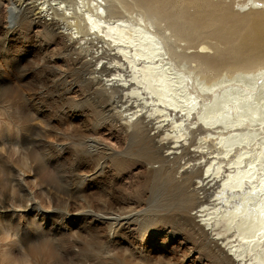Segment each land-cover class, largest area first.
<instances>
[{
    "label": "bare ground",
    "instance_id": "bare-ground-1",
    "mask_svg": "<svg viewBox=\"0 0 264 264\" xmlns=\"http://www.w3.org/2000/svg\"><path fill=\"white\" fill-rule=\"evenodd\" d=\"M41 1L80 45L75 65L105 109H118L138 153L160 164L181 211L215 231L211 239L239 264H264L263 8L240 15L211 0H133L137 9L126 0ZM18 11L12 4V22ZM197 39L214 40L215 53L178 49ZM189 60L195 67L185 71Z\"/></svg>",
    "mask_w": 264,
    "mask_h": 264
},
{
    "label": "rangeland",
    "instance_id": "rangeland-1",
    "mask_svg": "<svg viewBox=\"0 0 264 264\" xmlns=\"http://www.w3.org/2000/svg\"><path fill=\"white\" fill-rule=\"evenodd\" d=\"M31 1L0 0V231L15 226L27 243L34 236L25 219L36 217L30 226L36 232L41 226L53 234L75 231L104 241L113 253L73 241L67 245L73 264H239L220 249L222 240L211 239L215 231L181 211L160 164L138 153L131 122L105 109L88 84L91 75L75 65L81 48H73L63 19ZM211 1L240 15L264 10L253 6L256 0ZM12 4L19 8L13 22ZM181 41L178 49L190 56L215 51L214 40ZM187 62L185 71L195 67Z\"/></svg>",
    "mask_w": 264,
    "mask_h": 264
},
{
    "label": "clouds",
    "instance_id": "clouds-1",
    "mask_svg": "<svg viewBox=\"0 0 264 264\" xmlns=\"http://www.w3.org/2000/svg\"><path fill=\"white\" fill-rule=\"evenodd\" d=\"M36 221V217L25 219L23 227L32 231L34 236L27 243L21 239V233L15 231V226L0 231V264H73L72 257L68 255L71 249L67 247L73 241L83 249L113 255L104 241L92 236L82 238L75 231L53 234L42 226L41 231L36 232L30 227Z\"/></svg>",
    "mask_w": 264,
    "mask_h": 264
}]
</instances>
